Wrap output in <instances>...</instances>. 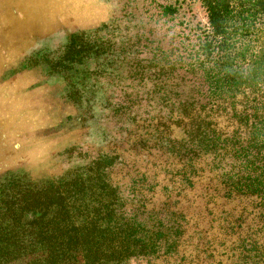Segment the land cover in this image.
I'll list each match as a JSON object with an SVG mask.
<instances>
[{
	"label": "trees",
	"instance_id": "obj_1",
	"mask_svg": "<svg viewBox=\"0 0 264 264\" xmlns=\"http://www.w3.org/2000/svg\"><path fill=\"white\" fill-rule=\"evenodd\" d=\"M169 1L128 27L123 143L0 179V264H264V0Z\"/></svg>",
	"mask_w": 264,
	"mask_h": 264
},
{
	"label": "rangeland",
	"instance_id": "obj_2",
	"mask_svg": "<svg viewBox=\"0 0 264 264\" xmlns=\"http://www.w3.org/2000/svg\"><path fill=\"white\" fill-rule=\"evenodd\" d=\"M179 2L187 20L208 25L201 0ZM147 7L0 0V179H58L86 164L79 153L123 143L131 126L116 111L142 91L127 88L125 37Z\"/></svg>",
	"mask_w": 264,
	"mask_h": 264
}]
</instances>
